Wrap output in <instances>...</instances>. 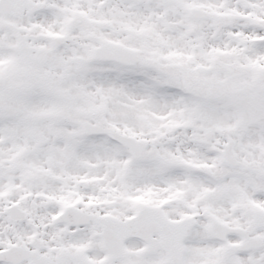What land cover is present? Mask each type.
<instances>
[{
    "label": "snow or ice",
    "instance_id": "snow-or-ice-1",
    "mask_svg": "<svg viewBox=\"0 0 264 264\" xmlns=\"http://www.w3.org/2000/svg\"><path fill=\"white\" fill-rule=\"evenodd\" d=\"M0 264H264V0H0Z\"/></svg>",
    "mask_w": 264,
    "mask_h": 264
}]
</instances>
